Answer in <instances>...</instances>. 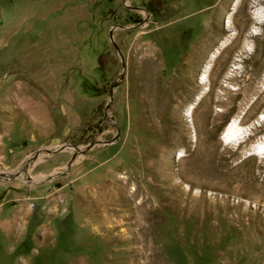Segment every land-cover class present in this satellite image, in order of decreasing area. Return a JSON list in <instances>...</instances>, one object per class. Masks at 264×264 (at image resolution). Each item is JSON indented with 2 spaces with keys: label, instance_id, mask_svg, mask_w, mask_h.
<instances>
[{
  "label": "rangeland",
  "instance_id": "rangeland-1",
  "mask_svg": "<svg viewBox=\"0 0 264 264\" xmlns=\"http://www.w3.org/2000/svg\"><path fill=\"white\" fill-rule=\"evenodd\" d=\"M258 3L0 0V264H264Z\"/></svg>",
  "mask_w": 264,
  "mask_h": 264
},
{
  "label": "bare ground",
  "instance_id": "bare-ground-1",
  "mask_svg": "<svg viewBox=\"0 0 264 264\" xmlns=\"http://www.w3.org/2000/svg\"><path fill=\"white\" fill-rule=\"evenodd\" d=\"M258 4H261V3H264V0H258ZM260 10V9H259ZM259 10H258V12H259ZM263 11L261 10L260 12H259V14H261ZM254 23H255V25H260V24H263L264 23V20L260 17V16H257V17H255L254 18ZM223 45H219L218 47H217V49L214 51V54L213 55H211L210 56V59L209 60H212L213 59V57H214V55L216 54V53H219V50L221 49V47H222ZM146 51H150V52H152L151 51V48L148 46V49L146 50ZM198 53L200 52V49H198V51H197ZM246 52V51H245ZM139 53L141 54V53H144V49H143V46H141V48H140V50H139ZM198 53H196V54H198ZM242 53H244V52H242ZM247 53V52H246ZM143 55V54H142ZM251 60L253 61V64H254V66H256V73H255V76H256V78H257V80H260V81H262L263 82V85H264V71H263V74H262V78H258V75H259V72L263 69V66H264V62L262 61V58L264 57V49L262 50V51H260V52H254V53H251ZM238 57V56H237ZM242 61V60H241ZM191 63H192V61H191ZM143 64H145L143 61H141V63L139 64L140 65V69H142L143 70V68H144V65ZM208 68H209V63H207L204 67H203V70H202V75H200V78H199V83H203V77H204V74H205V72L208 70ZM244 70V69H243ZM242 74H244V71H240L239 72V75H241L242 76ZM141 77V76H140ZM253 84V83H252ZM143 86V85H142ZM141 86V87H142ZM144 87V86H143ZM257 89V87H254L252 90H251V92H252V94L253 95H258L259 97L257 98V100H256V102H254L253 103V106L257 103V105H260V104H262V102H264V88H261L259 91H257L256 90ZM261 99H262V101H261ZM257 101H261V102H257ZM190 109H191V107H190ZM189 109V110H190ZM189 110H188V112H189ZM186 116H188V113L186 114ZM140 122H141V120H140ZM140 122H139V124H140ZM142 123V122H141ZM262 126H264V112L261 114V115H259V116H256V118L255 119H253L252 120V122L251 123H249V125H248V127L247 128H245V129H243V130H241V133H240V135L242 136V137H247V136H249V135H251L258 127H262ZM231 129V124H227V126L225 127V129H224V131H223V133H222V135L225 133V132H229V130ZM260 142H257V146H252V148L250 149V151L252 152V154H254V155H257V156H261V157H264V135L260 138ZM21 167H23V172H25L26 171V169L28 168V166H24V165H22ZM21 168H19L18 170H17V172H18V176H17V178H19V179H22V180H24V177H23V175L21 174V172L20 171H22V170H20ZM7 178H9L10 176H6ZM32 183H35V181L33 180L32 182H30V184H32Z\"/></svg>",
  "mask_w": 264,
  "mask_h": 264
},
{
  "label": "water",
  "instance_id": "water-1",
  "mask_svg": "<svg viewBox=\"0 0 264 264\" xmlns=\"http://www.w3.org/2000/svg\"><path fill=\"white\" fill-rule=\"evenodd\" d=\"M110 38H111V36H110ZM111 42H112V39H111ZM115 87H116V85H114V87H112L111 90H113V88H115ZM110 98H111V99L113 98L112 93L110 94ZM110 143H112V142L95 143V144L90 145V147L87 148L85 151L90 150V149H93V148H95V147H97V146H99V145H106V144H110ZM65 148H66L65 146H64V147H61V148L57 149V150L54 151V152H52L50 148H45V149H43V150H40V151L36 152V153H35L30 159H28V160L26 161V163L24 164V166H25V165L28 166L29 163L31 162V160L34 159V158H36L37 156H47V155H51V154H53V153H55V152H60V151H62V150L65 149ZM82 152H83V151L80 150V153H82ZM17 176H18V172H17L15 175L10 176L9 178H10V179H17Z\"/></svg>",
  "mask_w": 264,
  "mask_h": 264
}]
</instances>
